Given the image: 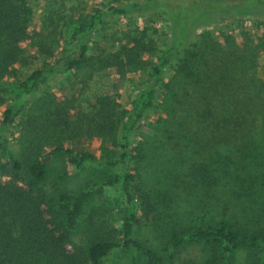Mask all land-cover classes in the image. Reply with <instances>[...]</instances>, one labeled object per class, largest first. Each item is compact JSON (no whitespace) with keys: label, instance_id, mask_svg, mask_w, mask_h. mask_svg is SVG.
Listing matches in <instances>:
<instances>
[{"label":"trees","instance_id":"1","mask_svg":"<svg viewBox=\"0 0 264 264\" xmlns=\"http://www.w3.org/2000/svg\"><path fill=\"white\" fill-rule=\"evenodd\" d=\"M218 1L222 5L209 8L203 6L208 0L96 5L89 18L65 24L69 44L83 38L76 57L47 63L22 81L8 82L1 77L15 69L25 50L32 8L30 0H0V102L10 101L0 123V264H107L120 248L139 254L130 264H176L181 250L193 245L202 246L205 254L182 259V264H237L238 250L264 249V231L228 216L224 199L254 198L258 215L264 214V80L257 70L264 36L255 42L246 34L237 39L225 33L217 40L206 30L192 40L199 27L220 19L263 15L264 0ZM195 6L198 15L191 13ZM133 14L171 15L175 20L171 39L162 48L154 46L153 38L144 42L147 32L138 29L130 47L101 59V65L116 64L123 71L124 64L138 68L143 50L155 52L149 62L151 80L137 91L127 111L120 113L116 95H101L90 114L75 111L74 100L66 97L33 99L54 77L90 62L91 38L106 17ZM171 67L174 73L165 79ZM26 110L22 148L14 153L7 149L5 135ZM155 110L162 113L152 121L153 132L133 148L138 125ZM94 138L112 143L106 162L119 168L106 182L121 191L126 206L118 238L92 234L88 228L78 232L92 190L70 191L57 186L59 181L52 192L46 188L52 156L65 155L74 168L99 160L73 146ZM134 153L137 161L131 167ZM145 163L150 172L144 178L140 170ZM68 174L65 170L58 180ZM183 190L194 205L186 214L179 210ZM240 211L254 214L247 206ZM140 212L151 222L154 242L136 235ZM249 262L261 264L256 257Z\"/></svg>","mask_w":264,"mask_h":264},{"label":"rangeland","instance_id":"2","mask_svg":"<svg viewBox=\"0 0 264 264\" xmlns=\"http://www.w3.org/2000/svg\"><path fill=\"white\" fill-rule=\"evenodd\" d=\"M122 1L124 0H30L32 20L28 28L29 38L25 43V50L15 64V69L10 73L3 74L1 78L8 82L22 81L33 71L47 63L53 66L58 62L73 59L77 56L83 38L80 37L74 44H69L64 33L66 22L73 18H89L96 5L106 7ZM216 5H222L221 1L208 0L207 4H203L208 8L210 6L216 7ZM190 10L191 13H197L196 15L201 12L197 6ZM174 20L175 18H172L171 15L158 14L106 17L105 22L99 26L91 38L88 53L90 62L78 71L54 77L35 94L33 99H40L46 94L56 95L58 100H63L66 97L74 100L75 111L90 114L95 110L101 95H116L119 111L122 114L130 108L137 91L150 82L151 67L149 62L155 59V52L150 49L143 50L140 55V67L137 66L138 68L132 69L131 65L124 64L123 71H120L116 64L101 65V59L123 48L130 47L132 45L131 38H134L132 36L138 29H145L147 32L143 38L144 42H149L150 38H153L154 46L162 48L171 39V26ZM206 30L217 40H223V34L230 33L237 39H241L243 34H246L255 42H259L260 38L264 36V14L260 16L247 14L220 19L210 27H199L192 40L199 38L200 34ZM45 50H48L50 55L45 53ZM257 70L258 75L264 80V49L260 52ZM173 73L174 67L167 69L164 78L169 79ZM8 102H10L8 99L0 102V123ZM27 111L29 112V110ZM28 112L18 118L5 135L6 146L9 151L18 153L22 148L24 125ZM160 113H162L160 110L152 111L141 121L133 136V148L138 145L143 136L147 137L153 132L151 129L152 121ZM73 146L79 150L88 151L97 156L99 160L87 163L82 168H74L66 164L65 155L56 154L52 156L49 164L50 176L46 182V188L52 192L54 190L53 184L59 181L57 186L70 191L92 190V195L85 204L81 217V227L78 232L82 234L88 228L92 230V234L118 238L121 233L122 218L126 212V206L121 191L116 187L106 185L110 176L119 170L117 165L112 166L106 162L112 155V143H105L100 138L80 139L79 142H74ZM135 154L131 158V167L136 165ZM157 163H161V160L155 162L156 165ZM65 170L69 171L68 176L63 180H58ZM151 171L155 172V167ZM140 172L145 178L148 175L147 172H150L149 165L143 164ZM161 175H164V172ZM187 194L183 190L181 196L178 197L179 210L182 214H186L194 206L192 198ZM250 198L243 196L241 199L231 196L225 197L224 199H227L229 204L228 216L246 222V226L254 231H264V214L258 215L259 206L254 198ZM188 199L190 201H187ZM240 203H245L243 206L250 207L255 215L243 214L240 211L243 207ZM220 205L221 207L224 206V201ZM140 222L141 228L136 232L137 237L143 241L154 242L156 234L150 225L151 222L142 217L141 212ZM205 252L203 247L199 245L187 247L181 250L176 259V264H182L181 260L185 258L202 257ZM134 257H140L136 250L120 248L110 256L107 264H130ZM251 257H256L263 264L264 249L242 248L238 250L236 254L237 264H251L249 262Z\"/></svg>","mask_w":264,"mask_h":264}]
</instances>
